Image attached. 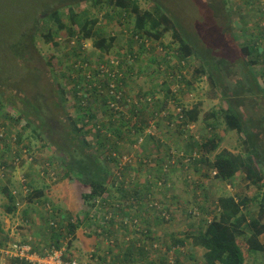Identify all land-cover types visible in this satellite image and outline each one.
I'll list each match as a JSON object with an SVG mask.
<instances>
[{
	"label": "rangeland",
	"instance_id": "374dc122",
	"mask_svg": "<svg viewBox=\"0 0 264 264\" xmlns=\"http://www.w3.org/2000/svg\"><path fill=\"white\" fill-rule=\"evenodd\" d=\"M56 1L62 2L63 0H0V84L13 78L17 82L15 84L26 87L27 81L31 79V76H27L30 74L29 70L39 69L37 73H39V77H43L41 81H47L49 75L53 87L55 85L57 88L59 83V87L69 91V102L64 105V108L65 113L74 118L88 110H81L79 106L77 107L76 101L73 100L72 88L81 84V93L87 97L85 100L87 107L94 108L97 114V119L93 120L90 126H87V129H92L90 135L87 136L92 146L90 152L97 154L94 150L99 146L98 141H105V137L110 140V143L117 144V151L107 149L108 146L106 145L103 154L108 158L112 151H116V158L120 163H117L119 170L114 167L115 171L113 170L114 173H112L111 178L115 175L121 183V188L115 187L114 184L108 186V194H105L103 198L107 199L106 205L110 206L109 211L112 210V214L117 218L120 217V214L114 207L115 205H122L121 210H126V215L122 217L125 220L119 219L118 223L123 224L124 221H128V224L125 228L121 227L120 232L115 231L117 229L114 228L113 240L107 239L103 236L104 234L101 236L93 234L90 237L102 238L109 247L114 244V250L119 249L120 251L119 246L122 245L124 248L125 243L126 245L129 242L132 245L143 244L145 236L142 234V229L144 226H149L152 227L149 237L157 239L158 244L153 245V251L150 250L152 251L150 254H144L142 257L136 253L137 255H133V260H126L125 264H168L169 260H172L174 264H206L203 250L192 246L190 239L186 240V244L182 248L175 247L174 242L184 239L191 233L205 230L208 222L219 216L220 209L217 205L220 197L243 196L247 190L250 193L248 197L251 203L244 210V213L248 218H260L261 222L264 223V212L260 213L261 192L252 187L243 172H239L231 183L222 182L216 178L215 171L211 170L208 165H196V161L191 165L189 157L183 154V152L186 154L193 153L199 148L192 147V143L198 144L203 138L210 136L207 130L208 124L216 121V119L211 118L206 121L205 117L211 112L218 113L219 109L227 107L228 101L238 99V97L242 103L240 111L245 113L246 117L259 121L261 124L262 128H260L257 138L254 139L260 147L261 153L264 154V96L256 98V105V101L248 94H243L241 89L235 92V84L241 77L243 66L236 67V62L240 61L239 63H241L242 60L247 59L241 50V45L246 41L243 31L252 29V26L257 22L259 18V14L256 13L257 4L253 5L248 0H160L167 9L169 16L183 24L189 41L198 43L200 46L201 43L206 45L213 43L211 46L217 45L214 47L215 56L226 59L233 66L234 70L231 72L224 68H221V71L210 72L208 67L204 66L203 62L196 56L183 62L180 57L182 55L176 53L178 44L173 40L171 33L164 36L162 43L157 42V44L154 43V45L142 49L141 45L132 41L134 37L128 31L125 32V26L127 24L132 26L134 21L130 19L131 21L127 20L124 23L122 15L117 14L119 10L114 11L111 7L104 6L99 17L101 18L107 11L113 16V20L103 23V26L106 35L117 36L115 47L110 54L101 55L94 48L92 41L88 40L84 42L83 51H78L82 53L81 57L91 61V66L97 68L105 63L106 59L110 65L109 61L112 59H123L131 56L132 60L135 55L137 56L133 62L124 60L120 67L126 78L127 96L124 101L122 100L118 104L119 109L117 111H111L106 104V95L110 97V88L101 76L92 74L93 72L87 67L84 70L80 69L79 74H77L78 71L72 73L73 64L78 60L74 53V48L77 46L74 38L69 40L64 34H59L57 41L63 43L64 47L62 50H58L54 48L52 43H47L43 37L38 35L32 50L34 56H32L33 58L29 57L31 60L21 59L12 54V52L14 53L12 47L18 42L20 32L30 26V22L37 15L36 12L41 7ZM137 1L142 10H151L156 0ZM92 3V1L83 2L80 9L91 7ZM62 11L67 16V8L62 9ZM64 21L68 24L67 17L64 18ZM236 23H239L240 26H237ZM45 31L47 32V30H44L46 34ZM131 33L133 34V32ZM182 35L184 36L183 33ZM49 60H51L56 71V78L51 77L50 72H48L47 62ZM68 66L71 67V72L65 81L63 77L61 79V76L64 73L67 74L66 67ZM261 67L262 64L259 68ZM89 71L92 78L88 77ZM109 71L111 74L117 75V70L112 72L109 68ZM211 73L215 75L213 80L210 78ZM101 75L106 78L105 73ZM169 76L173 78H169ZM115 79L118 80L117 77ZM259 82L264 89V76H261ZM99 84H105L104 89L106 88V91L104 92L106 95L99 92L102 96L95 98L94 91ZM13 87L12 84L0 85V97L3 104V110L0 108V124L6 123V133L11 138L8 141L12 142L10 144L14 149H16L15 141L17 138L15 134L18 131V134L21 133L23 137L20 150L28 148L27 150L36 155L37 158L33 162L34 164L30 163L29 157L24 158L23 164H19L18 168L14 167L15 173L4 181L17 192V209L15 213H6L5 206L8 205V200L0 192V251L2 250L0 258L5 255L4 248H8L10 243L12 244L14 241L23 243L30 241L33 247L39 245L41 250L45 246L49 247L56 244L52 240L54 229H50L51 224L56 222V224L62 225L57 230L61 232L63 238L57 240L60 246L67 244L66 256L74 259L77 264H93L86 255L70 257L68 249H74V243L70 241V236H66L68 222L71 219H73L71 222L77 225L82 212L90 211L93 213L95 211L96 208L86 206L82 197L88 194L91 189L79 182L75 174L64 178L67 169L63 163L67 156L56 150L54 145L48 144L46 132L43 135L46 141H43L38 133L35 136L30 128L23 129L26 125L24 119L19 124H15L9 119L10 116L20 115V108L24 109L18 99L22 95ZM53 87L47 88L50 93L53 92ZM170 88L177 93L172 94ZM224 94H227V100L222 97ZM148 97H152V105L148 102H142ZM48 104L51 103L44 105L45 118L55 119L57 127L61 123L63 125L60 117L62 112H58L54 106L46 107ZM196 104H200L199 121L190 124V130L185 132L183 136H178L177 131L166 126L171 117L174 118L181 111L179 107L192 109ZM64 108H61V111ZM148 118L154 120V127H146L150 121ZM115 121L126 122V127L122 124L119 125L123 126V131L119 128L121 136L117 134L118 130L111 129V127L118 126ZM97 122H100L98 131L95 127ZM217 123L219 125L218 132L223 131L224 133L220 147L213 154H205L201 149L198 150L201 153V158L207 157L213 160L215 154L223 149L243 155L244 135L235 130H227L222 119L217 120ZM65 125L67 126L66 123ZM49 127L52 130L53 140L58 144L68 146L66 137L58 130L55 131L51 124ZM136 131L138 134H134ZM144 132L156 135L148 137L147 144L141 146L140 135ZM136 138H138L137 142ZM191 147L193 151H190ZM124 154L128 155L131 163L126 159L124 160ZM107 158H103L101 161L108 163ZM121 160L124 161L120 162ZM48 162H51V165L56 168L58 180H43L48 185L45 186L39 179L42 175H35L43 167V164ZM114 164L116 165V162ZM24 174L34 177L33 181H35L36 186L44 185L47 187L45 199L30 202L26 196L28 193L22 184V175ZM156 187L157 189H155ZM66 200L67 202H65ZM153 201H161L170 213L169 220H160V218L155 217L153 222L150 221L148 215L155 213L148 204ZM69 202L75 207L71 219L62 221L60 216L50 213L51 210H59V212L62 210L67 214ZM79 210L81 212L76 213ZM100 211L105 214L101 209ZM49 215H53L55 222L50 219ZM137 219L139 220L138 224L132 225L133 221ZM115 224L117 225L114 223V226ZM84 229L86 231L85 227ZM261 241L264 243V235L261 237ZM148 243L151 244V241ZM173 248L175 249L174 253L170 252ZM110 264L117 263L110 261ZM246 264H264V255H250Z\"/></svg>",
	"mask_w": 264,
	"mask_h": 264
},
{
	"label": "trees",
	"instance_id": "16d2710c",
	"mask_svg": "<svg viewBox=\"0 0 264 264\" xmlns=\"http://www.w3.org/2000/svg\"><path fill=\"white\" fill-rule=\"evenodd\" d=\"M87 1L93 2L91 7L80 9L83 2L87 3ZM248 1L253 5H255V3L257 4L258 9H256V13L259 14V18L255 25L252 26V29H247L246 32L245 30L243 31V36L246 41L241 45V50L247 59L242 60L241 63H239L240 61L236 62V67L243 66L241 77L235 84V92H238L239 89H241L243 94H248L254 101H256L258 96H264V89L259 82L261 76H264V0ZM154 3L155 5L151 10H142L137 0H63L62 2L56 1L50 3L41 7V9L37 11L38 13L36 12L37 15L35 18L30 22V26L24 28L20 32L18 42L12 47L14 51L12 54L21 59H27L28 61L31 60L29 57L33 58L32 56H34V51L32 50L33 46H35V41H37L38 35L41 38L43 37L47 43H52L55 49L62 50L64 47L63 43H59L57 41V37L59 34H64L69 40L74 38L77 44L74 48V53L76 54L78 60H76L73 64L74 68L72 67V73L74 71H78L77 74H79L80 69L84 70V68L87 67V69H90L93 72L92 74L101 76L110 88L111 75L109 68L112 72L117 70L116 77L118 80H116V85L117 88L123 92L122 98L125 99L127 96L125 90L126 78L122 74L123 72L120 67L124 60L133 62L137 56L135 55L132 60L131 56L123 59H112L109 61L110 65H108L106 59L105 63L96 68L91 66V61H88L85 57H81V52H78L83 51V47H85L84 42L88 40L92 41L94 48L97 49L101 55L105 53L110 54L112 49H114L118 38L113 34L106 35L105 27L103 26V23L111 22L113 20V16L109 13V11H107L101 18L99 17V14L102 13L101 9L107 5L114 11L119 10L117 14L122 15L124 23L127 20L131 21L130 19L134 21L132 26L129 24L125 26V32L128 31L129 34L134 37L132 41H135L137 45H141L142 49L150 47L151 45H154V43L157 44V42L162 43L164 36L167 33H171L173 40L178 44L176 53L178 55H182L180 57L183 62L196 56L203 62L204 66L206 65V67H208L210 72L221 71V68L226 69L228 72L234 70L233 66L230 65L226 59L215 56L214 47H217V45L211 46L213 43H207L208 45L201 43V47L198 43L189 41L183 24L169 16L167 9H165L160 0H156ZM64 8H67L68 10L67 16L63 14L62 9ZM66 17L68 24L64 21V18ZM236 25L238 26L239 23H236ZM44 30H47V32L45 31L46 34L44 33ZM131 32H133V34ZM223 47H225V44H223ZM261 64L262 67L259 68ZM47 66L51 77L56 78V71L54 70L51 60L47 62ZM70 68V66L66 67L67 74H62L61 79L64 78L65 81L68 79V74L71 72ZM99 69L100 71H98ZM38 70L39 69L29 70L30 74H27V76H31V79L27 81L28 87L15 84L17 82L14 81L13 78L9 81L6 80L3 84H0H12V86H14L13 88H15L16 91L20 92L22 95L18 99L24 109L20 108V115L10 116L9 119L15 124H19L21 120L24 119L26 121V125L23 129L26 130L30 128L33 134L37 136L38 133V136H40L43 141H46V138L43 137V135L45 132L47 133L48 144L54 145L56 150L67 156V158H65V162L63 163L66 165L67 169L66 174H64V178H67L66 176H70L71 174L74 176L75 174L78 177L77 180L79 182L90 187L91 191L82 196L84 202L89 207L96 206L95 201L97 199H100L103 203L106 202L107 199H104L103 196L108 194V186H113L114 184L115 187L121 188L120 184H118L119 186L117 185V177L114 175L113 178H111L112 173L115 171L114 167L119 169L117 163L120 164L118 158L113 155L114 152L118 150L116 148L117 144L110 143V140L105 137V141H98L99 146L94 150L97 154L90 152V150H92V146L87 136L88 134L90 135L92 129H87V126H90L92 121L97 119V114L94 108L87 107L85 103L87 97L81 93V84L72 88L74 96L73 100L76 101L77 107L79 106L81 110H88H85L83 113H80L77 118H74L73 116L65 113L64 108V105L69 102V91L59 87L58 82L57 88L55 85L53 87V83L49 75L47 81H41L43 77H39V73H37ZM104 73L106 78H103L101 75ZM89 74L90 78H92L90 71ZM173 77L177 79L175 75H173ZM173 77L169 76V78ZM210 78L213 80L215 75H212L211 73ZM48 87L54 88L52 93L49 92V89H47ZM104 87L105 84H99L98 88H95V98L101 97L102 95H100V93L106 95L104 92L106 91V88L104 89ZM171 91L170 92L172 94L177 93V91L174 92L173 89H171ZM222 97L227 100L228 96L227 94H224ZM239 99L240 97H238V99H229L230 101H228L226 108L219 109L217 111L218 113H209L205 117L206 121L211 118L216 119V121H212L208 124L207 130L209 131L210 136L203 138L202 141L198 142V144L196 142L192 143V147H198L199 149L191 154H186L184 152L183 154L184 156L189 157V163L191 162V165H193L195 161L196 165H208L211 170L215 171L216 178L222 182L231 183L239 172H243L246 180L252 184V187L261 192L260 213H263L264 154L261 153L260 147L254 139L257 138V134L260 132V128L262 127L259 121L246 117L247 115L240 111L242 103ZM113 101H115V99L112 96L108 97L106 95L107 108H109V102ZM49 102L52 105L48 104L46 107L51 108V106H54L58 112H62V116L60 117L63 121V125L61 123L60 126L57 127L55 119L52 120L45 118L46 110L44 105ZM142 102H148L152 105L153 99L152 97H148L146 100H142ZM0 108L3 110L1 97ZM61 108H64L63 111H61ZM179 108H181V111L177 113L174 118L171 117V120L167 122L166 126L177 131L179 133L178 136H183L185 132L190 130V124H195L199 121L201 115L200 104H196L192 109L182 107ZM149 119L152 118H148V120ZM221 119L224 121L227 130H235L239 134L244 135V154H235L229 150L223 149L221 152L215 154L213 160H210L207 157L201 158V153L198 150L201 149L205 154H213L219 149L220 143L224 137L223 131L218 132L219 125L217 120ZM122 122L123 121H115L118 126L111 127L112 130H118L117 134L119 136H121L120 129L123 131L122 127H126V122ZM49 124L53 126L52 128L55 131L58 130L64 135V137H66L65 140L68 142V146H63V144H58L53 140L52 130L50 129ZM121 124L123 126H119ZM99 125L100 122H97V125L95 126L97 131L100 129ZM5 126V122L0 124V192H2L8 200V205L5 206L6 213L12 214L15 213L17 209V192L14 191L9 184L7 185V183H4V181L5 179H9L10 175L15 173L14 167L18 168L19 164H23V160H25L24 158L29 157L31 159V162H29L34 164L33 162L37 156L27 150L28 148L26 147H24L26 150H20L23 137L21 133L18 134V131L15 134L17 138L15 141L16 149H14L12 144H10L12 142L8 141L11 140V138L7 135V129ZM146 127L150 128V125L148 124ZM134 134H138V131ZM99 135L104 137L101 134ZM155 135L145 132L140 135L143 139L141 146H145L147 144L148 141L146 140L148 137H154ZM138 138H136V142L138 141ZM106 145L108 147H106ZM105 147L116 151H112L107 158V156H104L103 154ZM192 147L190 148V151H193ZM68 151H70V153H67ZM24 152H26L25 156H23ZM103 158H107L108 163H103L101 161ZM115 162L116 165L114 164ZM37 175H42L39 179L44 184L45 180L48 181L50 179H54L56 176L58 177L56 168L51 165V162H48L45 165L43 164V167L40 168V171H37L35 176ZM33 178L34 177L28 174L22 175V184L25 191L28 193L26 196L30 199V202L45 199V190H47V187L45 186H48L46 184L45 186H36ZM155 189H157V187ZM246 191L243 196L239 197L234 195L220 197L217 205L220 209L219 216L208 222L205 230L197 233H191L184 239H179L174 242L175 247H184L186 240L190 239L192 246L203 250V256L206 264H246V260L250 255H264V243L261 241V237L264 235V223L261 222L260 218H248V216L244 213V210L251 203V200L248 197L250 193ZM155 212L153 211V213ZM50 213L56 214L60 216V219H62L59 210H51ZM68 214L66 215L65 220L71 219L72 215ZM148 217L151 222L154 221L155 217L160 218V220H164L163 217L156 213L154 215H148ZM50 219L54 221L53 215L50 216ZM71 221H73V219L68 222V230L66 231V236L68 235L67 237H71V242L74 239V233L79 227L84 225L86 230L90 232V230L94 228L97 223L101 222L96 217L91 218L89 211L83 213L81 217H79V224L76 225ZM114 223V218H112L110 221H106V227L105 229H102L101 233L104 234L103 236L107 239L113 240V232H115ZM60 226L62 227L60 223L56 224V222L51 224L50 229H54L52 240L55 241L56 244L49 247L47 246L48 249L52 247L58 249L61 248L60 243L55 238L57 237L59 239L62 236L61 232H58L57 230ZM121 227L125 228L126 226L121 224ZM96 228L97 227H95V229ZM151 228L152 227L149 226L143 227L142 234L145 236L143 244L132 245V243L130 244L128 241V245L125 243L124 248L122 245H118L121 252L118 255L114 254V250H112L114 249V244H111V250L106 253V256H109L111 261L115 260L114 262L117 264H125L126 260H133V255L136 253L142 255V257L144 254H150L153 251V245L156 246L158 244L157 239L149 237L151 234L150 231H152ZM95 229L91 233L101 236V233H97ZM240 239L241 241H239ZM149 241H151V244L148 243ZM40 248L43 247L40 246ZM48 249L41 250L39 249V245L34 246V250L41 253H44L45 250ZM174 251V248L170 250L172 253H174ZM66 259L68 261L71 260L68 257H66ZM15 264L23 263L17 262Z\"/></svg>",
	"mask_w": 264,
	"mask_h": 264
},
{
	"label": "built area",
	"instance_id": "2783aa9c",
	"mask_svg": "<svg viewBox=\"0 0 264 264\" xmlns=\"http://www.w3.org/2000/svg\"><path fill=\"white\" fill-rule=\"evenodd\" d=\"M78 65V64H77ZM111 84H110V96H112L115 101L113 102H109V109L111 111H117L119 109L118 104L124 99L123 97V92L120 91L119 88H117L116 85V74H111ZM88 77L90 78V74H88ZM149 125L150 127H154V120L150 119L149 121ZM140 142H143V139H140ZM26 152H24L25 154ZM116 152H114V157H116ZM124 160L126 159L129 163H131L132 161H130L128 159V155L124 154L123 155ZM121 160L120 162L124 161ZM119 170V169H118ZM55 179V178H54ZM121 179V178H120ZM121 183H119V181H117V185ZM119 186V185H118ZM96 206H94L95 211L92 213L89 211L90 213V217L91 218H98L100 220L99 217L102 218V220H100V223H97L96 226H94L93 230L95 229V227H97L95 229V231L97 233H101L102 229H105V223L106 221H110L112 218H114L115 223H117V225L115 224V227H118L119 224L122 223H118L119 219L117 218V216H114L112 214V210L109 211V205H106V202H101L100 199H97L96 201ZM134 203V202H133ZM149 208H151V210H153L156 214H159L161 217H163L164 220H169L170 218V213L168 212V210L166 209V207L164 205H162L161 201H153L151 203L148 204ZM111 206L113 207V204H111ZM122 205L120 206H116L115 205V209H117V211H122L121 208ZM105 212L102 213L100 211V209ZM109 211V212H108ZM122 219V218H121ZM106 220V221H105ZM125 220V219H122ZM138 220V219H137ZM134 220L132 225H137L139 220ZM125 226L128 224V221H124L123 223ZM122 224V225H123ZM102 234V233H101ZM71 239V237H70ZM68 239V240H70ZM67 244L62 246L61 248H55L52 247L48 250H45L44 253L41 252H37L34 250V247L32 246L31 242H21V241H14L12 244L10 243L8 248H4L5 249V255H2L0 258V264H8V262L13 261V262H20L23 264H77L74 259L71 260H67L66 259V254H67ZM2 252V250L0 251ZM168 264H174V262L171 260H169Z\"/></svg>",
	"mask_w": 264,
	"mask_h": 264
},
{
	"label": "crops",
	"instance_id": "0c3cea01",
	"mask_svg": "<svg viewBox=\"0 0 264 264\" xmlns=\"http://www.w3.org/2000/svg\"><path fill=\"white\" fill-rule=\"evenodd\" d=\"M65 202H67V200ZM86 206H87V204H86ZM67 208L69 210V214L74 215L73 211L75 212V210H74L75 207L73 205H71L70 202H69ZM79 212H81V210L77 211L76 213H79ZM118 213L120 214V217L118 219H121L123 216L126 215V211H119ZM67 214L64 213L62 210H60V215L62 216V219H61L62 221L65 220ZM82 214H83V212H82ZM100 220H102L101 217H100ZM120 228H121V224L118 225V227L116 228L117 230H115V231L120 232ZM91 232H92L91 230H90V232L88 230L85 231L83 225L76 230V232L74 233V239L72 238L73 239L72 243H74V245H73L74 249L68 250L70 257L72 258L74 255L77 257L78 256L82 257V255H86L87 258L91 259V262L93 264H110L111 258L109 256H106V253L109 252L111 250V248L108 247L107 243L104 242L102 240V238H99V237L92 238V236L90 237V235H93ZM87 233H89V234H87ZM55 238L58 239L57 237H55ZM61 239L62 238L60 237L58 240H61ZM117 240L119 241V239H117ZM44 249H48V247L45 246ZM114 249H115V246H114ZM114 249H112V250H114ZM94 252H97V253H94ZM120 253L121 252L119 251V249L114 250V254L118 255ZM15 263L16 262H13V261L8 262V264H15Z\"/></svg>",
	"mask_w": 264,
	"mask_h": 264
},
{
	"label": "clouds",
	"instance_id": "9594fccd",
	"mask_svg": "<svg viewBox=\"0 0 264 264\" xmlns=\"http://www.w3.org/2000/svg\"><path fill=\"white\" fill-rule=\"evenodd\" d=\"M23 156H25V154H23ZM23 156H22V157H23ZM55 180H58V177H57V176L55 177Z\"/></svg>",
	"mask_w": 264,
	"mask_h": 264
}]
</instances>
